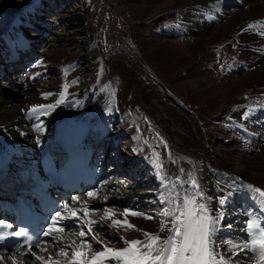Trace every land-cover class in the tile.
<instances>
[{
  "label": "bare ground",
  "instance_id": "bare-ground-1",
  "mask_svg": "<svg viewBox=\"0 0 264 264\" xmlns=\"http://www.w3.org/2000/svg\"><path fill=\"white\" fill-rule=\"evenodd\" d=\"M25 1L0 0V17L4 19L3 23L0 22V29L3 25L8 34V37L0 35V58L3 60L0 72L6 75L5 80L0 82V92L3 93L0 95V146L5 145L6 148L11 149L13 147L11 145L18 139L16 130L18 131L21 124L32 121L42 110L49 111L52 108L50 112L56 118L52 130L46 128L37 130L39 132L33 130L38 133L35 141L40 146H46L53 153L58 154L56 142L54 143L55 134L64 126L82 124L87 129V140L93 145L107 144L110 147L124 138L128 151L121 154V162L127 172L134 175L135 168L139 167V171L148 172L159 183L156 188H152L153 190L140 191L133 188L132 194H126V199L119 201L123 207L121 212L128 209L145 213L146 210L140 207L141 204L139 205V197L147 203L153 202L156 207L155 211L153 208L155 219H145L139 215L127 216L128 223L135 226V229L128 230L135 233L134 240H143V231L159 233L161 217H157V213L162 205L154 199L158 197L162 188L153 163L158 156L171 182L166 192L168 195L174 197L178 193L183 194L188 189L191 178L194 177L206 196L213 198L209 201V205L215 210L219 204L215 198L229 191L233 192L234 195L228 201L226 219L223 221V225L230 224L231 227L222 226L218 239L232 240L236 243L247 242L248 219L259 218L257 223L264 220V196L257 191V189L264 191V0H172L166 3L164 8L160 11L156 10L157 12H153L148 18H151L149 25H152L151 23L154 25L159 18L167 16L168 11L173 10L171 7L178 8L177 12L181 15L178 20L171 22L172 26H164V29L167 28L169 31L164 32L162 28L157 30L150 26L145 33L147 36H144L134 33L133 28L130 30V36L138 47L142 49L144 46L148 47L142 51L143 58L152 70L158 71L156 73L158 79L163 81L165 78V82L163 81L165 84L156 88L145 84L139 74V65L127 58L124 59L126 53L113 50L105 66L111 84L109 99L104 102L106 91L101 83L94 81L92 84L84 83L81 92L72 94L68 100L76 108L62 102V104L57 103L63 98L61 95L59 99L49 98V93L59 90L60 81L44 85L36 93L6 95L10 89L19 90L21 93L22 87L28 86L37 76L33 73L29 79L26 78L28 81L24 78L18 82L19 84H15L16 82L11 81L12 73L6 74V70L15 69L18 65L29 61L31 63L29 66L37 68V74L40 75L45 70V63L51 61L58 63L59 54L65 58L68 56L66 48L64 50L59 48L54 55L49 57L41 55L37 63L32 64L29 59L33 54L32 42L33 38L35 40L38 36H25L22 30L29 19H39L37 13L44 12L46 7H40L41 4L36 5V0H33V3L23 8ZM178 1L184 3L180 4ZM240 4L246 5L245 9L238 8ZM237 5L239 6L236 7ZM130 6L138 17L149 10L148 5ZM224 7L230 8L229 12L223 10ZM166 10L167 13L164 12ZM78 18L84 21V12L82 14L79 12L78 15L77 13L59 15L49 24L44 22L43 24L47 25L46 29L49 25L54 27L51 33L57 40L58 38L61 41L68 40L73 35L69 30L67 33V30L60 28V22L64 20L73 23ZM249 25L253 27L248 28ZM75 27L88 42L94 40V34L89 26L80 25L81 29L79 25ZM106 42L107 40L105 41L107 46ZM229 46L233 50L231 49L228 54ZM220 57L224 64L215 70L216 59L219 60ZM64 62L69 61L64 60ZM79 75L83 78L82 74ZM85 104L87 107L107 104V108L90 112L85 107L83 109ZM49 105L51 107H48ZM33 108L37 110L32 112ZM244 112L251 114L242 119ZM219 119H224V125H218ZM220 126H227L228 131H220ZM108 130L110 131L107 133ZM212 134H217L227 144V148L215 149L209 139ZM161 139L167 142V148L160 143ZM237 140H244L245 147L244 152L235 154L233 150ZM38 149L30 148L26 153L36 156L39 153ZM249 149L252 150L245 152ZM173 160L174 163L171 162ZM8 164L10 165L9 162ZM104 176H101L102 180ZM177 178L183 182V187L176 183ZM139 181L134 180L133 185H138ZM107 185L106 180L100 182L102 193L107 192ZM249 185L252 187L249 188ZM221 188L223 192L219 191ZM152 191L154 193L150 195ZM87 193L82 197L73 195L66 200L71 207L62 212L64 217L69 218L63 221L64 225L75 227L71 219L73 209L83 217L84 204L90 207L97 202L89 198ZM147 193L149 194L146 195ZM107 195L103 200L108 201L112 198L111 195ZM73 198H78V201L74 202ZM232 209L239 212L230 219L227 211H234ZM102 215L103 213L94 217L89 214L88 218L99 220ZM113 218L124 219L120 215ZM100 230L104 233L106 228ZM159 234L161 237L167 236V232ZM56 235L61 238L60 247L70 244L71 235ZM75 236H77L75 249L86 252V258L90 259L97 249L93 252L87 248H79L82 238ZM88 238L89 236H86L83 239ZM43 245L41 244L40 247ZM45 246L46 251L41 253L40 248L36 251H40V256L44 260H48L51 256L55 261L58 248L51 244ZM126 246L124 244L122 248ZM223 248H227V245H224L222 250ZM71 254L72 250H68L67 258L60 257V264H68ZM225 255L231 256V252H226ZM13 256L3 257L0 259V264H13ZM14 257L16 264H41L39 261L33 262L29 256ZM236 259L234 258V264ZM105 262L118 264L116 260ZM238 264H260V261L252 259V253L246 250L238 257Z\"/></svg>",
  "mask_w": 264,
  "mask_h": 264
},
{
  "label": "rangeland",
  "instance_id": "rangeland-1",
  "mask_svg": "<svg viewBox=\"0 0 264 264\" xmlns=\"http://www.w3.org/2000/svg\"><path fill=\"white\" fill-rule=\"evenodd\" d=\"M170 1L172 0H36V5L41 4L40 7L45 6L46 8L44 12L39 11V14L37 13L39 19H33V18L29 19L27 24L23 26L24 29L22 30L26 36H34V35L35 37L38 36V38H36L38 40L36 39L34 40L33 38L32 44L33 43L34 44L33 47H31L33 54H32V58L31 57L29 58L30 61H32V64L33 62L37 63V60L40 59L41 55H45L48 57L52 56L56 53L57 49L59 48H61L62 50L66 48L68 50V56L65 58L59 54L60 58L58 60V63H54L52 61L49 63H45L44 64L45 70L41 72L40 75L37 74V68H33L29 66L31 64L29 61L28 63H23L21 65V67L19 68L20 71H18V73L20 74L17 73L15 75L16 72L13 71L10 72L7 70L6 74L12 73L10 74L12 78L11 81L16 82L15 84H19L18 82L21 79L22 80L24 78L29 79V76L33 73H35V75L37 76L33 81L29 82L28 86L22 87L21 93L19 92V90L13 91L10 89V92H8L6 95L11 93H13L14 95L17 94L22 95L23 93H29V94L36 93L38 92L39 88L43 87L44 85L47 84L50 85L55 81H60V86H59L60 91L57 90L58 93L57 92L49 93L48 94L50 96L49 98L53 99L56 97L59 99V96L61 95L63 96V98L59 99L60 104L65 103L67 106H74L73 108H76L75 105H73V103L68 100L72 97V94H77L81 92L80 90L83 88L84 83L92 84L94 81L97 83H101V86L104 87L106 91L104 102L106 103V100L109 99V90H111L110 88L111 84L109 81V75L105 72V66L107 60L112 55L113 50H118V52L122 54L123 52L126 53L124 59L127 58L131 62L137 63L139 65L138 67L139 74L142 77V79H144L145 84H148L149 86L155 88L156 86L159 87L161 86V84H165L164 83L165 78L163 80L164 82L158 79L156 75L158 71L152 70V68L145 62L143 58L144 54L142 51H145L148 47L144 46V49L138 47L135 44V41H133V39L130 36L131 35L130 30L131 28H133L134 33H136L137 35L144 34V36H147V34L145 33L146 31H148V28L150 26L157 30L159 29L161 30L162 28V31L164 32L167 30L169 31V29L167 28L164 29V26L168 25L169 27V25H171V22H175L176 20H178L179 16H181L180 13L177 12L178 8L175 7L174 9L173 7H171L173 10L164 11L166 13L168 11L169 14L165 17L159 18V20H157V22L154 23V25L153 23H151L152 25H149L151 18L149 19L148 17L150 16V14H153V12H157L156 10L160 11V9L164 8L163 6H165L166 3L168 4V2ZM31 2L33 3L34 1L26 0L25 2H23L24 3L23 8L26 7L27 4ZM178 3L183 4L184 1H178ZM132 4L135 6L148 5L149 10L147 9L148 10L147 13H145L141 17H138V15H136V13L132 11V7L130 6ZM238 6L239 5H237L236 7ZM245 7L246 5L240 4L238 8L245 9ZM225 9L226 12H229L230 10V8L228 7H224L223 10ZM35 10L38 11V9ZM79 12H81V14L82 12H84V21L78 18V20L73 23L70 21L66 22L64 20H61L60 22L61 24L59 25V27L63 28L64 31L67 30L66 31L67 33L70 31V33H72L73 35L68 40L63 39L61 41L59 40V38L57 40L55 36H53V34L51 33L54 30V27L53 26L51 27L49 25V27L46 29L47 25L45 26V24H43V22L49 24L51 20L57 19L59 15H67V14H75V13H77L78 15ZM1 21L3 23L4 19H1L0 17V22ZM76 24L79 25V29H81L80 25H82V27L83 25L85 26V24L89 26L90 31L94 34V40L91 43L87 41V38H84L83 35H80L78 33L79 31L76 30L75 27L77 26ZM5 30L6 28L2 25V28L0 29V35H4L6 37L8 34ZM106 40H107L106 43L108 44L107 46L105 44ZM115 41H117V43ZM104 46L107 47L105 48V50H104ZM231 49L229 46L228 54L231 51ZM73 56L75 58H73ZM4 57L6 58L8 56H4ZM64 60L69 62L68 63L64 62ZM216 60H217L216 61L217 64L214 67L215 70L222 67L224 64L223 60L221 61V57L219 58V60L218 59ZM81 70L83 71L81 72ZM79 74H82L83 78H81L80 77L81 75ZM171 76L174 75L171 74ZM5 77L6 75L4 76V74L0 72V82L4 81ZM28 79H26V81H28ZM12 86L15 87L14 85ZM168 91L170 90L168 89ZM0 95H3V93L0 92ZM84 107L86 110L90 112H94V111L104 110L105 108H107V104L92 105L90 107H87V104H85L83 106V109ZM51 109L52 108H50L49 111L46 109L42 110V112L38 114L32 121L29 122L27 121L25 123H22L18 131L16 130L18 134V139H16V141L11 145V147L13 146L11 149L6 148V146H0V150L2 149V151L5 153L9 161L14 163L15 162L27 163L29 161V160H25L24 157H21V159L17 161L15 159L14 152H20L25 154L27 150L30 148L38 149L40 147L38 142L35 141L37 139L36 138V135L38 134L37 132H39L43 128H46L49 131L52 130L54 126L53 123L56 122V118H54L52 116V112H50ZM218 125H224V119L223 120L219 119ZM33 130L36 131L39 130V131L34 132ZM110 130L106 132L108 133ZM221 130H225V132H227L228 127L220 126V131ZM217 134L210 135L209 139L211 140L212 146H214V148L218 150L220 148L221 149L227 148V144L221 138H219ZM108 142L111 143L109 139ZM235 142L237 144L235 143L236 146H234L233 152L235 154L244 152L245 144L243 142L245 141L237 140ZM126 143L127 142L124 138L121 139L118 143L111 145L112 147L111 146L108 147L107 144L101 146L98 143L99 157L103 159L105 170L109 171V174L107 177H105V180L108 182L107 185L108 189L106 193H102V187L100 188L95 187L90 190L97 194L96 195L97 199L93 198L97 202H95V204L92 206L90 205L91 207L89 208L100 210L97 212H90L95 217L98 216L101 212H103L104 209H109L111 212L119 214L123 208L122 203L119 201L126 199L125 196L126 194H132L133 188H135L136 190L145 191L144 189L151 190L152 188L153 189L156 188L157 185L159 184L157 181L154 180V178L148 172L144 173V171L142 170L139 171L138 170L139 167L135 168L134 175H131L127 172L125 166L121 162L122 161L121 154L124 153L125 151H128ZM250 150L252 149H249L245 152H249ZM24 156L26 157V155ZM134 180L135 181L140 180L138 182V185L136 186L133 185ZM121 181H124V183H121ZM153 193H154L153 191L150 192V195H152ZM107 194L111 195L112 198L114 199L110 198V200L108 201L102 200L103 197ZM148 194L149 193H147L146 195ZM154 200L157 201V198H155ZM138 202L139 205L141 204L140 207L141 208L143 207V209L146 210L145 213L156 218V215L154 214L156 207L155 205H153V202L147 203L146 201H143L142 197H139ZM227 213H229L228 216L231 219L235 217L233 215H235L236 212L234 210V211H227ZM66 234H70V232L66 231ZM134 234L135 233L124 229L117 231L114 228L112 229L106 228L104 233L103 231L100 230L97 233L100 243H96L95 241H92V238L89 235L90 241L92 242V248L90 250L94 252L96 249H97L96 252L102 251V246H107L113 249H120L125 244L124 240H121V237H124L125 240L131 241L135 239ZM76 237L77 236H75V238ZM76 240L71 241L72 242L71 248H74L76 244ZM104 264H108V263L104 262Z\"/></svg>",
  "mask_w": 264,
  "mask_h": 264
},
{
  "label": "snow or ice",
  "instance_id": "snow-or-ice-1",
  "mask_svg": "<svg viewBox=\"0 0 264 264\" xmlns=\"http://www.w3.org/2000/svg\"><path fill=\"white\" fill-rule=\"evenodd\" d=\"M252 27V25L248 26V28ZM57 103H60V101H57ZM48 107H51V105ZM36 110V108L31 109L32 112ZM250 114V112L242 113V119L249 117ZM160 143L165 148L168 147L167 142L163 139L160 140ZM171 162L174 163L175 161ZM153 163L162 188L157 197L159 204L162 205L161 210L157 213V217H161L159 220V233L167 232V236L161 237L159 233L153 234L136 229L143 231V240L128 241L121 237V240H124L127 245L126 247L113 249L102 246V251L95 252L90 259L86 258V252L73 248L68 264H104L105 261L110 262L111 260H116L118 264H234V258H237L235 264H238V257L246 250L252 253V259H257L260 264H264V220L257 223L259 218L248 219L246 231L249 239L247 242L236 243L232 240H219L218 233L222 230V226L231 227L230 224L223 225V221L226 219L228 201L234 193L229 191L216 197L215 199L218 200L219 204L215 210H212L209 201L213 198L206 196L200 188L199 182L192 177L191 182L188 184V189L191 191L186 189L183 194L178 193L173 197L166 194L168 184L171 182L158 156ZM121 183H124V181H121ZM176 183L183 187V182L179 178H177ZM248 187L251 188L252 186L249 185ZM219 191L223 192V188ZM257 191L260 192L261 196H264V191L259 189ZM96 195L95 192L87 193L89 198H95ZM73 200L77 202L78 198H73ZM63 207L68 208L69 205L65 204ZM83 209V217H80L75 209L72 210L71 219H73L75 227L64 225L63 221L69 218L64 217L62 212L57 211L52 217L49 228L43 231L42 238L38 241H30L24 229L12 232V236L24 237V244L27 245V249L21 246L17 251L22 256L31 255L35 261H39L41 264H50V262L51 264H60L59 258L68 257L67 249L71 248L72 244L60 247L61 238L56 235L57 233H63L66 230L72 232L82 238L79 248L91 249L92 242L83 238L90 235L92 241L100 243L97 233L102 228H114L117 231L135 229L134 225L128 223L127 216L129 215H139L150 220L155 219L151 215L128 209L119 214L104 209L99 220H94L88 218L89 212L100 210L90 209L87 204H84ZM117 215L123 216L124 219H114L113 217ZM43 237H50V239L45 240ZM2 239H5V237L0 236V240ZM41 244H51L58 248L55 261L52 260L51 256L48 260H44L42 256L32 251L33 246L40 248V251H46V247H40ZM224 245H227V248L222 250ZM226 252H231V256H226ZM0 259H3V257H0ZM12 260L13 264H16L14 256Z\"/></svg>",
  "mask_w": 264,
  "mask_h": 264
}]
</instances>
